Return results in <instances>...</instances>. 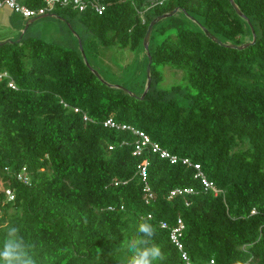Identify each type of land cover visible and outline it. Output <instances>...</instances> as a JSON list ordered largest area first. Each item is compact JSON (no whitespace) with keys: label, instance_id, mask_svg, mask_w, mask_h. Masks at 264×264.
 Wrapping results in <instances>:
<instances>
[{"label":"trees","instance_id":"trees-1","mask_svg":"<svg viewBox=\"0 0 264 264\" xmlns=\"http://www.w3.org/2000/svg\"><path fill=\"white\" fill-rule=\"evenodd\" d=\"M148 1L105 0L102 15L91 6L82 12L57 6L50 13L79 35L94 69L89 56L99 59L109 48L139 56L145 71L141 94L135 93L140 97L148 27L180 8L153 28L152 82L143 100L96 69L105 82L98 78L78 47L27 38L29 29L20 42L0 45V74L17 86L0 80V251L11 240L34 264L128 263L129 244L147 222L163 253L156 264H187L170 238L182 219L192 264H264V0H235L257 36L244 50L217 44L200 27L224 44L252 42L249 22L230 0ZM19 2L34 10L46 5ZM70 16L82 23L86 42ZM159 67L183 72L187 88L196 91L188 107L161 98ZM109 119L201 165L220 194L205 191L194 168L171 164L149 148L134 155L137 136L106 127ZM147 162L150 201L139 169ZM23 168L29 183L17 179ZM177 188L194 193L170 198ZM6 190L14 192L13 201Z\"/></svg>","mask_w":264,"mask_h":264},{"label":"rangeland","instance_id":"rangeland-1","mask_svg":"<svg viewBox=\"0 0 264 264\" xmlns=\"http://www.w3.org/2000/svg\"><path fill=\"white\" fill-rule=\"evenodd\" d=\"M161 1L149 0L148 6ZM70 17L82 39L86 42V34L82 28V23L78 19ZM189 26L195 28L193 24H189ZM30 35L44 39L47 42L59 44L66 49L78 47L81 50L82 41L79 35L74 33L69 25L57 17L37 21L29 28L26 37L29 38ZM104 53L105 55L99 59L89 56V61L110 83L128 89L134 94H141L145 71L140 68V57L129 49H118L116 47L106 49ZM142 57V61L146 62L143 53L141 54ZM159 69L163 75V81L156 86V89L163 92L161 98L165 100L173 99L180 106L188 107L192 103L196 91L187 88V84L183 81V72L169 67H159ZM2 189L3 184L0 182V190Z\"/></svg>","mask_w":264,"mask_h":264},{"label":"built area","instance_id":"built-area-1","mask_svg":"<svg viewBox=\"0 0 264 264\" xmlns=\"http://www.w3.org/2000/svg\"><path fill=\"white\" fill-rule=\"evenodd\" d=\"M46 5L38 10H34L28 8L27 6L21 4L19 0H0V8H8L15 14L21 15L24 19H32L38 16H42L45 14H50L57 6L62 7H72L75 10L84 11L91 6L92 10H94L97 14L102 15L107 6L105 5V0H45ZM0 80H8V86L12 89H17L15 82L11 79L8 73L4 72L0 74ZM76 112H80L79 109L75 110ZM85 120H89L87 116H84ZM106 127L113 129H120L132 132L135 136H137L138 140L135 144V152L134 155H140L142 151L146 148H149L154 154L158 155L161 159L168 160L171 164L182 163L185 166L194 168L197 172L196 177H199L204 185L205 191H212L215 196L220 194V190L215 187L214 183L208 180L207 176L204 174L201 165L194 163L190 158H183L178 155L172 154L169 150L163 148L159 143L154 142L149 135L141 130L135 129L129 125H120L116 123L113 119H109L105 123ZM149 163L147 162L145 165L140 166V175L143 181L146 183L144 192L145 198L147 201L153 200L155 198L154 193L151 191L150 186L147 184V166ZM17 179L19 181H23L24 183L30 182V176L26 168H23L17 175ZM194 193V190L191 188H177L173 190L170 194V198L181 196L185 197L187 195H191ZM6 195L9 201H13L15 199V194L11 190H6ZM109 209H113L110 207ZM255 213V212H253ZM151 218V216H149ZM161 227L163 229L168 228V224L163 222L161 223ZM185 230V224L182 219H179L177 225L171 229L170 238L171 241L175 244V246L182 252L183 259L187 262V264H192L189 256L184 251V244L182 242L183 233ZM118 264H128V263H118ZM210 264H216L215 260L212 259Z\"/></svg>","mask_w":264,"mask_h":264},{"label":"clouds","instance_id":"clouds-1","mask_svg":"<svg viewBox=\"0 0 264 264\" xmlns=\"http://www.w3.org/2000/svg\"><path fill=\"white\" fill-rule=\"evenodd\" d=\"M143 221L144 218L142 217ZM12 233L16 232V229L11 230ZM138 233L143 234L132 240L129 244V248L132 255L128 259V264H156L159 260L163 259V253L161 248L152 240L154 235L153 226L147 222H141L138 227ZM27 253L23 250L21 244H16L9 240L4 250L0 251V262L2 264H34L29 258L24 257ZM241 264V262H237Z\"/></svg>","mask_w":264,"mask_h":264},{"label":"water","instance_id":"water-1","mask_svg":"<svg viewBox=\"0 0 264 264\" xmlns=\"http://www.w3.org/2000/svg\"><path fill=\"white\" fill-rule=\"evenodd\" d=\"M230 2H231V4H232V6L234 7V9L236 10L237 14H238L240 17H242L243 19L247 20V22H249V20L247 19V17L243 14V12H242V11L240 10V8L237 6L235 0H230ZM179 11H180V8H176L175 10H173V11H171V12H169V13H166V14L160 15V16L157 17L155 20H153V21L151 22V24L149 25V27H148V30H147L146 36H145V38H144V48H145V50H146V52H147V55H148V57H149V63H148V66H147V84H146V89H145V92L143 93V95L139 97V96H137L136 94L132 93V92H131L130 90H128V89H125V88H123V87H119V86H116V85H112V86H115V87H117V88H119V89H122V90L126 91L127 93H129V94H131V95H133V96H135V97H137V98H139V99H141V100H143V99L146 97L147 92H148V90H149V88H150V86H151V82H152V74H151L152 57H151V53H150V48H149V46H150V39H151V35H152L153 28H154V26H155L157 23L161 22L162 20H165V19H167V18H170V17L176 15ZM52 17H54V15H52V14H45V15L38 16V17H35V18H32V19L28 20V22H27V24H26V28H25L24 33L27 31V29L29 28V26H30L31 24H34V23H36V22L39 21V20L46 19V18H52ZM60 20L65 21V19H63V18H60ZM249 24H250L251 29H252V32H253V41L250 42V43H247V44L241 45V46H239V45H235V44H224L220 39H218L215 35H213V34H212L209 30H207L205 27H203L202 25H200V27H201L202 30L205 32V34H206L210 39H212L213 41H215L217 44L222 45V46H226V47H228V48H233V49H237V50H244V49L248 48L249 46L255 44V42H256V40H257V36H256V34H255L254 28H253V26L251 25L250 22H249ZM68 25L71 27L70 24H68ZM24 33H23V35H24ZM23 35H22V37H23ZM22 37H21V39H22ZM21 39H19L18 42H20ZM6 43H8V42L0 43V45H4V44H6ZM80 48H81V52H82V55H83V58H84V61H85L86 65H87V67H88V68H89V69H90V70H91V71H92V72H93L98 78H100L101 80H103V78L101 77V75L99 74V72H98L97 70H95V69L90 65V63L88 62L87 57H86L85 52H84V49H83V46H82V43H81V47H80ZM103 81H104V80H103ZM104 82H105V81H104ZM109 85H111V84H109Z\"/></svg>","mask_w":264,"mask_h":264},{"label":"crops","instance_id":"crops-1","mask_svg":"<svg viewBox=\"0 0 264 264\" xmlns=\"http://www.w3.org/2000/svg\"><path fill=\"white\" fill-rule=\"evenodd\" d=\"M28 20L8 8H2L0 10V35H2L0 36V42H15L21 39Z\"/></svg>","mask_w":264,"mask_h":264}]
</instances>
